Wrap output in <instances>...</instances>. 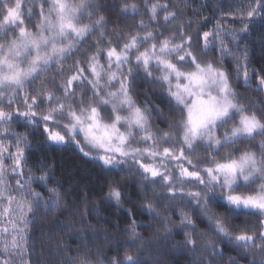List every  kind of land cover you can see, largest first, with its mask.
Wrapping results in <instances>:
<instances>
[{
    "label": "snow or ice",
    "instance_id": "obj_1",
    "mask_svg": "<svg viewBox=\"0 0 264 264\" xmlns=\"http://www.w3.org/2000/svg\"><path fill=\"white\" fill-rule=\"evenodd\" d=\"M36 2L37 0H32V5L28 9L29 18L34 15L32 8L36 6ZM38 2L40 22L35 26L37 30L32 32L24 26L25 14L21 11L22 0H0V17H2L0 18V35H7L9 28H18V36L0 43V103L6 102L11 105L26 84L42 76L53 63L59 64L72 55L74 49L90 32L101 28L107 22L106 17L101 14L97 15L90 24L80 23L86 9L91 8L96 12L100 9L108 10L107 4H100L95 0H79L76 4H70L67 0H38ZM44 4H49L47 13H45ZM145 7L151 19L157 21L158 10L166 9L167 5L156 2L149 6L148 0H145ZM120 11L122 14H127L129 11L138 13L139 9L132 3L123 4ZM238 11L239 19L248 21L240 29L226 28L218 21L212 31H204L202 34L197 31L196 38L203 40L205 50L208 49L211 40L215 39L220 44L222 54L233 55V50L225 45L222 35L229 36L239 50L238 42L243 38L242 34L248 33L250 23L257 18H264V0H247V7L241 5ZM93 14V11L87 13L89 18ZM226 15H233V18H236L232 13ZM175 18L174 12H166L163 21L167 23ZM138 26L144 28L148 25L141 20ZM177 27L181 29L178 35L166 37L163 40L156 41V36L163 33L152 31L143 35L136 33L128 36L127 41L119 46V50L116 46H110L107 49L98 48L97 52L88 57L86 65H81V62L77 60L75 73L60 85L64 99L56 96L52 91H42L39 93L40 99L38 96H24L25 110L23 111L19 108L6 111L0 107V137L16 138L15 152L10 151L12 142L5 143L3 139H0V201L6 200L8 204V207L0 210V264H12L13 253L19 254L21 264H31L23 255L27 250L28 225L35 219L40 209L51 212L61 207L59 188L48 186L52 178L49 172H43L39 176L28 175L26 180L23 179L26 152L31 151L33 145L28 140L27 133H17L11 130L10 125L5 126L14 118L26 126L40 128V134L45 136V144L49 146L75 144L82 155L99 161L102 167L110 171L122 170L131 158L141 170L145 182H155L159 179L163 186L167 187L169 198L174 199L177 196L191 198L194 201L193 207L202 210V215L207 219L212 230L223 240L264 250V220L258 221L260 226L258 235L241 232L233 236L225 219L208 208L209 201H213L223 204L229 214L239 215L247 212L264 216V183L258 186L255 194H234L241 181L245 184H251L255 180L264 181V140L259 142V154L246 151L239 158L223 162L216 160L215 157H209L211 166L198 170L193 159L185 155V148L188 151H195V147L200 142H203L207 149L219 152L220 148L234 144L237 140H254L257 135L264 136V109L257 108L255 102L249 105L241 103V94L233 88L229 74L223 67H217L211 61L201 63L192 51L193 36L184 31L182 24ZM100 36L104 37L105 33L101 31ZM149 40L154 42L140 51V45ZM108 43L111 44V41ZM132 52H136L134 57L136 66H142L146 77L166 84L168 95L185 111V115L176 126L180 131V142L184 146L179 150L169 147L161 150V142L172 140L173 133L165 131L157 136L152 132L149 122L150 109L147 105L140 107L133 98L131 90L134 86L131 80L135 79L136 75L131 67H125L132 60L130 55ZM102 54L106 56V67L100 63ZM247 60L248 50L245 46L242 55L238 56L236 61L237 76L239 78L240 70L243 69L245 84L250 78ZM25 63L27 67H22ZM185 63L192 65L193 70L183 71L180 66ZM153 65L160 70L161 74L157 77H154L150 70ZM58 71H63V67L61 66ZM257 79L259 87H264V76L257 75ZM85 83L89 86L95 102L92 99L85 101L87 92L78 94L75 91L76 86ZM113 87H115L114 91L109 90ZM9 89L14 91L9 92ZM44 102L52 106L41 115L36 108ZM109 107L112 118L110 122H106L101 111ZM251 108L256 110L250 111ZM122 111H126L127 115H121ZM156 111L159 112L158 107ZM236 117L238 120L218 135V129L224 128L228 121ZM65 119L67 123H61ZM122 126L125 127V131H121ZM132 129L144 133L139 140L144 143L151 142L150 146L131 147ZM78 135L83 136V144L76 139ZM86 148L94 150L97 155L93 156L91 151H85ZM143 158L151 159L152 163H144ZM5 159L12 160L10 173L4 164ZM157 160L159 163H156ZM166 162L176 164L178 177H173ZM40 167L44 168L45 165L41 164ZM190 168L193 170H189ZM201 173L206 174L207 180ZM6 174L21 177L16 181V185L24 194L23 199L17 200L14 195H5L10 191L5 182ZM174 179L196 181L205 191L203 193L185 192L182 186L177 187L173 182ZM34 182L42 184L50 193L47 199L42 198L40 191L33 190ZM217 188L219 192L216 191ZM122 197L121 188L110 187L106 194V203L114 202L115 207L120 209ZM13 203L15 208L11 207ZM142 210L162 223L163 234H159L158 230L155 237L144 239L138 251L143 253L145 244L175 251L174 248L169 249L168 245L163 243L173 235V230L168 227V224L174 222L167 221L161 213L156 212L151 202H146ZM87 211L99 213L100 209L99 206H94ZM124 211L131 220L125 231L132 237L125 242L135 245L137 240L142 238V234L136 231L137 227L151 228L152 225L134 219L132 209H124ZM14 213H18L15 218ZM179 215L180 226L193 231H185L184 240L178 241L177 244L195 249L199 243L209 258L196 256L195 259L199 260L200 264H215V257L224 255L223 249L213 240L198 242L194 239L193 232L196 224L192 217L184 211H180ZM5 221L10 227L5 226ZM51 223L67 229L81 240L87 237L77 231L76 224H79L81 228L94 231V226L87 221V213L81 214L78 219L73 216L69 222L56 218ZM116 227L118 228L119 225L117 224ZM96 234L99 235V233ZM104 234L107 235L106 232ZM9 236L11 238L7 239ZM256 241L260 243L257 244ZM63 247L66 245L57 244V248ZM99 255L97 253V264H105L99 259ZM150 259L151 254L148 259L141 260L138 256L126 252L123 259L112 257L108 259L107 264H149ZM229 261L230 264H239L232 257H229ZM66 262L67 264H92V259L87 252L82 255L78 252L75 257L66 256ZM249 264H264V257L260 259L253 257L249 260Z\"/></svg>",
    "mask_w": 264,
    "mask_h": 264
},
{
    "label": "trees",
    "instance_id": "obj_2",
    "mask_svg": "<svg viewBox=\"0 0 264 264\" xmlns=\"http://www.w3.org/2000/svg\"><path fill=\"white\" fill-rule=\"evenodd\" d=\"M67 2L76 4L79 3V0H67ZM95 2L107 4L108 10L100 9L96 12L91 8L86 9L81 16L80 23L90 24L97 18V15L102 14L106 17V24L90 32L83 42L74 49L72 55L59 64L53 63L42 76L26 84L11 105L4 102L0 103V107H3L6 111L16 108L23 111L25 110L24 96H38V99H40L39 93L42 91H52L56 96L64 99L60 85L75 73V62L77 60L81 62V65H86L88 57L97 52L98 48L107 49L110 46H116L119 50V46L127 41V37L136 33L141 35L148 31L163 33V35L156 36V41L178 35L181 29L177 25L182 24L184 31L193 36L192 51L198 60L201 63L211 61L217 67H223L229 74L233 88L237 93L241 94L240 102L245 105L255 102L257 108L264 109V100L257 79V75L264 76V18H257L250 23L248 33L242 34L243 38L238 42L239 50L229 36L222 35L225 45L233 50V55L231 56L220 52V44L215 39L211 40L208 49L205 50L203 40L196 38L197 31L201 34L204 31H212L218 21L226 28L240 29L248 21L239 19L238 10L241 5L245 8L247 7V0H148L149 6L156 2L167 5L166 9L158 10L157 21L151 19L150 13L145 7V0H95ZM132 3L138 6V13L129 11L127 14H122L120 11L121 6ZM22 5L21 11L25 14L23 17L24 26L27 30L35 32L37 30L35 26L40 22L39 2L37 0L36 6L32 8L34 15L31 18L28 17L27 13L32 5V0H22ZM48 7L49 4H44L45 13H47ZM89 11L94 13L91 18L87 15ZM166 12H174L176 18L165 23L163 17ZM229 13L235 14L236 18H233V15H226ZM141 20L148 26L139 27ZM101 31L105 33L104 37L100 36ZM7 33V35H0V43L7 42L9 39L18 36V28H9ZM108 41H111V44ZM153 42L149 40L147 43L141 44L139 50L143 51ZM245 46H247L248 50L247 70L250 74L247 84H245L243 79V69L240 70L241 75L238 78L236 63L237 57L242 55ZM130 55L132 60L125 67H131L136 75V78L131 80L134 86L131 90L133 98L140 107L143 108L147 105V108L150 109L149 122L152 132L156 133L157 136L165 131L173 133L172 140L161 142V150L164 147L179 150L184 146L180 142V131L176 126L185 115V111L182 106L177 105L168 95L166 84H161L153 78L146 77L142 66H136L134 61L136 52H132ZM100 63L104 64L105 67L107 66L106 56L103 54L100 57ZM61 66L63 71H58ZM22 67H27V64H23ZM180 67L183 71L193 70L192 65L187 63ZM150 70L154 77L161 74L160 70L154 65L151 66ZM109 90L114 91L115 87ZM8 91L12 92L14 90L9 89ZM75 91L78 94L87 92L84 97L85 101L92 99L95 102L86 83L76 86ZM51 106L44 102L36 108V111L42 115ZM157 107L159 112L156 111ZM255 110L256 108L250 109V111ZM120 114L127 115V112L122 111ZM257 114L259 115V113ZM101 115L106 122H110L112 118L110 107L103 109ZM236 120H238V117L228 121L224 128L218 129V135L223 133L225 128H230ZM61 123H67V120H62ZM9 125L14 132L27 133L28 140L33 145L32 150L26 152L27 159L23 164L25 180L28 175L39 176L43 172H49L52 178L49 180L48 186L58 187L61 194V207L59 209L51 212H45L43 208L40 209L36 213L35 219L28 225L26 233L27 250L23 255L25 260L30 261L31 264H67L66 256L75 257L78 252L81 255L87 252L92 259V264H97V253L100 254L99 259L107 264L108 259L112 257L123 259L126 252L133 256H138L141 260L148 259L151 254L149 264H200L199 260L195 259L196 256H201L205 259L209 257H207L205 249L199 246V243L195 249L187 248L183 244H177L178 241L184 240L185 231H193L180 226V211L188 213L196 224V229L193 232L194 239L198 242L201 240H213L218 247L223 249L224 255L215 257V264H230L229 257L237 260L239 264H249V260L253 257L256 259L264 257V250L237 245L234 241L228 242L218 236L210 227L207 219L202 215V210L193 207L194 201L191 198L187 196L169 198L167 187L163 186L162 181L159 179L155 182H145L141 170L131 158L123 166L122 170L110 171L102 167L99 161L82 155L75 144L64 146H49L45 144V136L40 134V128L26 126L15 118L5 126ZM50 127L54 126L50 125ZM122 128L124 131L126 130L125 127L122 126ZM59 130L63 131V129ZM132 132L131 147L144 148L150 146L151 142L144 143L139 140V137L144 135V133L136 129H132ZM15 139L13 136L4 137L5 141L12 142V148H15ZM77 139L81 144L84 143L82 135H78ZM262 140H264V136L260 135H257L254 140H237L234 144L220 148L219 152L207 149L203 142H200L195 147V151H188L185 148V155L193 159L194 163L197 164L198 170L199 168L211 166L209 157H215L216 160L223 162L224 160L239 158L246 151L259 154V142ZM86 150L91 151L93 156L95 155L89 148H86ZM41 164H44L45 167L41 168ZM201 175L207 180V176L204 173H201ZM18 179L19 176L15 175L12 179H9L10 181L8 180L10 194H14L16 197L24 195L16 185ZM174 183L177 187L182 186L185 192L199 191L203 193L205 191L196 181L177 180ZM261 183H264V181L255 180L251 184H245L241 181L234 194H254L258 191V186ZM110 187H119L123 192L122 207L120 209L115 207L114 202L111 204L106 203V194ZM32 188L35 191H40L43 199H47L50 195L40 183L34 182ZM216 191L219 192V188ZM146 202H151L156 212L161 213L167 221L174 222L168 224V227L173 230V235L169 236L167 241L163 243H166L169 249L174 248L175 251L147 244L144 245L143 253L138 251L144 239L155 237L158 234V230L159 234H163L162 223L142 210V206ZM94 206H99V213L87 211ZM208 208L225 219L233 236L241 232L256 233L258 235L260 227L258 221L264 220V216L259 214L252 215L247 212H242L239 215L229 214L227 208L219 202L209 201ZM124 209H132L133 218L138 222L144 221L152 225L151 228L137 227L136 231L142 234V238L137 240L135 245L125 242L128 239H132V237L129 232L125 231L131 220ZM84 213H87V221L94 226L93 231L81 228L79 224L75 225L77 231L87 237L84 240L76 238L67 229H62L51 223L56 218L69 222L73 216L78 219ZM101 217H106V219H101ZM117 224L119 225L118 228L116 227ZM105 232L107 235L104 234ZM96 233H99V235ZM201 233L203 235H200ZM58 243L66 245V247L57 248ZM256 243L259 244L260 241H256ZM11 259L13 260V257ZM19 264H21V261Z\"/></svg>",
    "mask_w": 264,
    "mask_h": 264
},
{
    "label": "rangeland",
    "instance_id": "obj_3",
    "mask_svg": "<svg viewBox=\"0 0 264 264\" xmlns=\"http://www.w3.org/2000/svg\"><path fill=\"white\" fill-rule=\"evenodd\" d=\"M258 85H259V81H258ZM260 90H261V93H262V97H263V100H264V87H260ZM121 131H124L123 130V128L121 127ZM0 139H3L4 140V137H0ZM76 139H77V137H76ZM78 140V139H77ZM5 141V140H4ZM9 141H5V143H8ZM149 147V146H148ZM143 148V147H142ZM144 148H146V147H144ZM89 150H91V149H89ZM10 151H12V152H15V148H11L10 149ZM86 151H88V150H86ZM92 152L93 153H95V155H97V153L94 151V150H92ZM143 162L144 163H152V161H151V159H149V158H143ZM156 163H159V160H157L156 161ZM4 164H5V166H6V168H8V170H9V173H10V167H11V165H12V160L11 159H5L4 160ZM166 166H167V168L169 169V170H171V172H172V175H173V177L175 178V177H178V171L176 170V164L175 163H173V162H166ZM185 166L187 167V164L185 163ZM172 169H173V171H172ZM191 169V168H190ZM189 169V170H190ZM191 170H193V169H191ZM205 176H206V174H204ZM13 176H15L14 174H6V176H5V182H6V184L8 185V187H9V183H8V180L9 179H12L13 178ZM19 179H21V177H19ZM24 180H25V176H24V178H23ZM177 180H179V179H174V181L173 182H175V181H177ZM10 181V180H9ZM243 182V181H242ZM9 189H10V187H9ZM255 194V193H254ZM5 195H11L10 194V191H8V192H6L5 193ZM12 195H14V194H12ZM246 195V194H245ZM252 195V194H251ZM17 198V200H20V199H23L24 198V195H22V196H19V197H16ZM4 207H8V204H7V201L6 200H3V201H0V210H2ZM12 208H15V203H13V205L11 206ZM18 215V213H14L13 214V217L15 218V216H17ZM5 226H9L10 227V225H7V223H6V221H5ZM21 227H23L22 225H21ZM11 237L9 236V237H7V239H10ZM12 257H13V260H12V264L14 263V264H19V262H20V256H19V254H16V253H13L12 254Z\"/></svg>",
    "mask_w": 264,
    "mask_h": 264
}]
</instances>
